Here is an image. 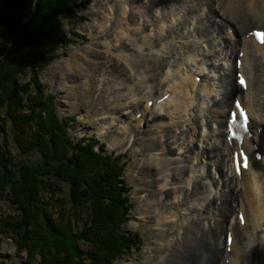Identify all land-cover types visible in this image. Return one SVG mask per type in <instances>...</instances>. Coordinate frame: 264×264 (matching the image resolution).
Masks as SVG:
<instances>
[{"label":"bare ground","instance_id":"bare-ground-1","mask_svg":"<svg viewBox=\"0 0 264 264\" xmlns=\"http://www.w3.org/2000/svg\"><path fill=\"white\" fill-rule=\"evenodd\" d=\"M187 1L191 5H184L183 0H109L106 3L98 0L103 7L109 4L113 15L109 27H106L105 21L102 22L103 19L99 20L97 26L104 27L101 31L105 39L99 42L100 31H97L94 43L98 47H113L110 49L113 54L111 64L100 63L109 64V71L115 72L117 80H121L113 84L110 79L104 82L101 93H105L108 100L102 115L109 114V120H103L100 129L106 127L104 124L108 125L106 132L113 145L140 136L149 151L140 174L147 191H150L148 198L152 200L140 204V207L142 211L147 209L154 214V226H160L162 230L157 237L161 244L160 254L163 255L160 264H264V44H258L249 36L252 30L264 33V0ZM127 3L130 7L126 13ZM175 5H184L179 12L183 11L186 15L179 18L178 9L174 15L172 7ZM151 7L161 9L160 14L164 15L163 19H152L150 24L145 22L150 27L148 29H152L150 32L156 29L154 36L143 31L145 25L141 22L142 29L139 26L133 30L128 28L129 20H132V25L135 24V16L145 15L147 18L148 12H144ZM198 8L203 10L202 14L210 16L208 19L212 20L209 13H213L239 28L231 30L230 35H223L222 22L214 20L218 25L217 31L205 32L208 22L203 23L202 14L197 18L192 14ZM175 16L176 24L166 29L168 34H163L164 19L170 23ZM187 21L195 25V31H204L201 42L194 31L186 27ZM249 25L255 26L244 32ZM182 26L184 29L180 30ZM212 27L215 28L213 22ZM129 30H132L131 39L128 34L126 36ZM206 33L209 34L206 36ZM213 33L217 34L215 38ZM170 39H175L174 43ZM110 41L112 45L108 44ZM183 42L197 44L186 53ZM166 43H169L168 52L163 49ZM200 43L201 48H198ZM214 43L220 47L219 51L212 49ZM155 48L161 54L154 52ZM236 49L237 54L233 57ZM80 55L72 52V58L66 62L70 71L67 82H73V78L77 79L81 74L82 65L78 62L83 56ZM90 55L97 56L95 52ZM115 57L118 59L113 60ZM221 58H228L227 67L235 78L221 71L223 64L218 63L221 67L217 64ZM239 58L242 60L241 69L236 63ZM239 72L247 78V90L237 83ZM196 76L202 77L200 83L195 81ZM117 84L118 87L115 86ZM236 99L241 100L242 109L248 110L251 117L250 132L241 147L246 152L241 156V166L246 157L247 167L243 166L240 175L236 173L232 159L240 147L235 142H229L226 133L228 116ZM68 104L72 105L71 102ZM132 104L135 107L129 108ZM121 109H131L134 114L128 116ZM116 116L122 126L116 124L113 129V122L118 120ZM161 118L166 124L163 131L167 130L175 136L173 143L176 151H182L181 154H177L171 146H162L160 133L155 128L150 129ZM212 122L216 124L215 130L210 125ZM197 157L201 160L199 164ZM214 175L219 176L218 179ZM203 181H206L205 185ZM177 192L183 195L182 199L177 200L173 195ZM156 194L160 197L155 200ZM198 197L200 202H196ZM207 199L211 200L205 205ZM203 206L212 208L211 212ZM180 209L188 212L184 215ZM239 213L243 214L244 225L238 218ZM180 216H183V221ZM169 219L174 224H170ZM184 220L188 221L184 223ZM229 232L232 234L231 245L227 242Z\"/></svg>","mask_w":264,"mask_h":264},{"label":"trees","instance_id":"trees-1","mask_svg":"<svg viewBox=\"0 0 264 264\" xmlns=\"http://www.w3.org/2000/svg\"><path fill=\"white\" fill-rule=\"evenodd\" d=\"M80 1V9L89 2ZM32 2L0 0V132H5L9 116L18 150L34 149L42 158L35 165L18 163L7 143L0 141V198L8 191L17 212L13 217L0 216V235H9L17 249L40 254V264H114L142 242L139 232L127 234L121 229L132 210L130 188L118 180L124 154L107 153L94 137L72 144L65 132L70 117L60 121L53 115L52 100L45 101L38 73L48 55L69 41L59 20L69 3L38 0L32 14L27 10ZM27 70L32 79L18 85V75ZM24 94H29L26 106ZM22 104L28 111L11 110ZM56 195L61 197L53 199ZM52 209L58 212L44 215ZM83 212L81 230L71 236L67 218ZM41 219L45 226L39 225Z\"/></svg>","mask_w":264,"mask_h":264},{"label":"rangeland","instance_id":"rangeland-1","mask_svg":"<svg viewBox=\"0 0 264 264\" xmlns=\"http://www.w3.org/2000/svg\"><path fill=\"white\" fill-rule=\"evenodd\" d=\"M88 1L89 2L86 5V7L83 9H80L78 6V3L82 1L77 0V3H76L75 0H68L70 9L68 8L67 11H64L62 14H59V20H60V25L62 27V33L65 35V37L69 41L65 45L61 44L60 46L56 47L55 51L52 54L48 55V57L46 58V62H45V66L43 70L38 73V79L44 86L42 93L44 95L43 97L45 101L48 104H50V99L52 100L51 104L53 106L52 108L53 115L56 116L57 119L59 118L60 121H63L65 117L66 118L70 117L71 121L69 122V126L65 129V132H66V135L69 137V139L72 141V144L79 143L80 139H82L83 137H94V138H97L100 144L105 145V150L107 153L110 154V153L116 152V154H120V153L124 154V159L122 161L123 162L122 167L124 168V170L120 174L118 180H120L121 186L127 183V185L130 188L129 197H130V203L132 204V210H131V214L129 215L126 214L125 216L126 221L123 224H121V229L127 234L139 232L141 235L140 237L142 239V242L140 241L139 242L140 244L137 245L138 249L127 251L125 254L117 258L114 264H160L159 260H161V256L163 255L160 254L159 247L161 246V244L160 242H158L157 237H158V233L161 232L162 230L159 228L160 226L158 227L154 226L155 221H156V217L154 216V214L151 211H148L147 209H145L146 211H142L140 207L141 206L140 204L144 202L146 203L148 200L149 202L152 200V198H148L150 191H147L144 185L142 176L140 174L141 173L140 168L143 162L145 161L147 157L146 155H148L149 151L145 147L144 140L140 136L134 138V140L127 139L123 141L122 143H116L115 145H113L110 140L109 134H107L106 132L107 131L106 127L108 125L104 124L106 127H104L103 129H100V127L102 126V121L109 120V114H106L105 116L102 115V112L105 110V107L103 106H106V102L108 100V98L106 97L107 95L105 93H101L104 88V84H105L104 82L110 79L112 80V84H113V82L118 81L119 83L121 82V80H117L118 75H115L114 74L115 72L114 73L110 72L109 69L107 68V66H109V64H111L112 62L111 59L113 58V54L111 52L112 50L110 51V49H113V47L112 46L107 47V48H103L100 46L98 47V45L96 46L94 43V35L96 34L97 31H100L98 41L99 42L104 41L105 35L103 34L104 32L101 31L104 29V27L98 28L97 25L100 23L99 20L103 19L102 22L105 21L106 27H109L110 22H111L110 20L112 19L111 15H113L112 14L113 9L109 4L107 6L105 5L104 7L99 5L98 0H88ZM104 1L106 3L109 0H103V2ZM183 1H185L184 5H186V3L191 5L190 2L188 1L186 2V0H183ZM37 3H38V0H34V3L32 2L31 5L30 3H27L28 5L27 10L29 8L33 14ZM184 5L183 6H180V5L173 6L172 11L174 12V15L176 14L175 10L178 9V12H179L180 10L184 8ZM128 6L129 4L127 3L125 5L126 13L129 12L130 6L129 7ZM31 8H33V10ZM153 9L155 8L151 7V10L149 11L145 10L144 13L148 12L146 14L147 18L144 17L145 15L135 16L134 25H132L133 24L132 20H129L128 16L127 17L125 16V19L129 20L127 22L128 28L133 30V29H136L137 26H139L142 29L143 25H140V22H141V24L144 23L145 25V28H144L145 30L143 31L149 34L150 36L152 35L154 36L157 33L156 29H153V31L150 32L152 29L151 30L148 29L150 27L148 26L147 23L150 24L151 23L150 21L152 19H156V18L163 19L164 15L160 14L161 9H155V12L153 11ZM187 9L188 11L190 10L189 7ZM202 11L203 10H200V8H198L196 9V12L192 14H194L195 18H197L200 16V14H202ZM32 14L30 15V18ZM209 14L212 15L213 17V18L211 17L212 20L208 19V17L210 16H208L207 13L202 14V16L200 17L204 24H207L208 22V24L206 25L208 28L206 29L204 28L206 30L205 32L210 31V30L215 31V29L217 31L218 25H215V21L218 23L222 22L223 35L225 34L230 35L229 33H231L230 32L231 30L235 29L236 31V29L239 28L238 25H231L230 23H227L226 20L221 18V16L216 17V14H213V13H209ZM178 15H179V18H182L186 14H184V12L181 11L179 12ZM151 16H154V17H151ZM172 19L173 21L170 23H166L167 20L164 19L163 28L165 32H163V34H168L169 31H167L166 29L169 30V28H171V25L174 27V25L176 24L177 17L175 16V18L173 17ZM198 19L196 20L198 22H201ZM209 21L213 22V25L215 28L212 27V22H209ZM178 23L179 21L177 22V25ZM189 24L190 22L187 21L186 27L189 28L190 30H193L194 33L197 35L198 40L201 42L203 40L202 36H204L203 34L204 31H201V33H200V30L195 31L196 28L193 27L195 25L194 24L189 25ZM227 26H232L231 27L232 29L230 28L229 30H227L226 29ZM253 26L255 25H252V26L249 25L248 29H245L244 32L246 30H250L251 28H254ZM183 29L184 27L182 26L180 30H183ZM132 30L127 31L126 36L128 34L130 37ZM207 34L209 33H206V36ZM216 35L217 34L213 33L212 37L215 38ZM131 38L132 37H130V39ZM170 40L171 41L173 40L172 43H174L175 41V39H170ZM111 42L112 41L108 42V44H110ZM183 43L184 44L182 46L187 48V50L185 51L186 53L188 52V50L193 49V47H195V45L197 44V42L194 44H188L186 42H183ZM168 45L169 43H166V46H164L165 48H163L164 51L166 52H168L169 50ZM197 46L198 48H201L199 47L201 46V43ZM212 49L213 50L216 49L219 51L220 47H218L214 43ZM156 50L157 48H155L154 52L158 53L159 51H156ZM237 50L238 49L234 51L235 55H233V57L236 56ZM72 52L76 53L77 55L81 54L83 57H82V60L78 62L79 64L82 65L81 74L78 75L77 79H75L74 77L73 78L74 81L70 83V82H67V79H69L68 73L70 71L68 69L66 62L72 58L71 56ZM91 52H95L97 56L90 55ZM225 52L226 51H224L223 56L225 55ZM159 54L161 53L159 52ZM229 55L230 54H228L227 57ZM223 56L222 58H224ZM222 58L221 60H217V64L222 63L224 66L221 71L224 74H231L233 78H235V75L234 73H232L230 67H227L228 65L226 64L227 63L226 61L228 58H226L225 60H222ZM116 59H118V57H115L113 60H116ZM170 60L172 63L171 58ZM100 62L101 63L109 62V64L103 65ZM183 62L185 61L183 60ZM218 66L221 67L222 65L218 64ZM206 72H208V70H206ZM113 74L115 76H113ZM32 77H31V70H27L24 74L18 75L16 83L20 86L24 85L27 82H29V80L32 79ZM115 86L118 87V84ZM59 88H61L62 90ZM29 92L30 94L34 92V87L31 88ZM28 95L29 94L23 95L25 99L23 101V104H25V106L28 103V97H29ZM101 98H103V100H101ZM217 101H220V100L218 99ZM230 101L232 103L233 98L230 99ZM68 102H71L72 105L68 104ZM220 103H222V101H220ZM23 104L21 105V107L16 108V109L12 108L11 110L16 111L15 114L28 111V109H26ZM132 107H135V105L132 104L131 107L129 108H132ZM136 107H139V105ZM219 107H222V105H220ZM1 110H6V108H3ZM121 111L123 113H126L127 115L134 114V112L131 113L132 111L131 109L130 110L121 109ZM1 114L4 116V114L6 113H1ZM126 114H124L125 118L123 120L126 119ZM116 118L118 120H115L113 122L112 124L113 129L115 128L114 125L116 124H119V127L122 126V123H118L120 122L119 117L116 116ZM137 118H139V115L137 116ZM6 120L7 121L5 125V132L3 133L0 132V141L7 143L8 148L11 150L13 156L15 157V160L18 163L25 162V163H31L33 165L41 163L42 158H41L40 153L37 150L31 149L29 152H26V153H22L18 150L14 142V136H13L14 130L12 128L11 121L9 120V116H7ZM165 125L166 124H165L164 118L157 119V121L155 122V125L150 129L153 130V128H155V130H157V132L160 133V138L163 142V144L161 142L162 146H166V147L171 146L173 147L174 151H176L177 147L174 146V143H173V141L176 138L172 133H167V130L163 131ZM210 125L213 128V130H215L216 124L212 122V124ZM208 126H209V123H208ZM83 143L84 142H82V144ZM176 152L177 154L182 153V151L178 149ZM196 161H198L197 164H199L201 160L199 157H197ZM201 168L203 167L201 166ZM225 168L226 167H224V171L226 172L227 169ZM217 175H214L215 179H218L219 176ZM228 179L227 181H229ZM203 182L205 185L206 181H203ZM174 185L176 186V184ZM167 187H170V185H168ZM177 187H182V185L177 186ZM211 187H215V185H211ZM224 191L226 193V190ZM40 192H43V191L41 190ZM173 195L176 196L177 200H180L183 197V195H180L178 192L173 193ZM57 197H61V196L56 195L55 197H53V199ZM158 197H160V195L156 194L155 200L159 199ZM163 198L164 197L162 196L161 199ZM11 199H12L11 195L8 191H6V193H3L2 197L0 198V216L2 217L12 216L13 217L16 215L17 212L14 210L11 204V201H10ZM199 199L200 198L198 197V200H196V202H200ZM210 200L211 199L209 200L207 199V202L205 203V205H207L210 202ZM235 202L236 201L233 202V205L236 204ZM203 207L206 208L207 206H203ZM169 210H173V209H169ZM211 210L212 208L210 209V207H207L206 211L211 212ZM147 211L150 212V214ZM180 211L184 215L188 212L185 209H180ZM56 212H58V210L52 209V213L50 211V212L45 213L44 215L46 216L47 214V216L49 215L53 216V214H55ZM85 215L86 214L83 212L77 218L73 216L72 217L70 216L67 218V223L70 225L71 236L73 235L75 236V234L81 230L83 220L85 219ZM169 215H172V214L170 213ZM234 217L237 218L235 214H234ZM179 219H182L183 221V216H180ZM168 221L170 222V224H174L172 223V220L169 219ZM187 221L188 220H184V223ZM43 224H44V221H42L41 219L39 221V225H43ZM205 225L206 226L209 225L208 221L205 222ZM169 229H171V226L169 227ZM215 236H217V233L215 234ZM224 236L225 235L222 236V239H224ZM57 238L58 237H56V239ZM77 246L83 248L81 243H79ZM84 257L87 258L86 255ZM40 260H41L40 254L31 253L25 250H20L19 248L17 249L15 241H13L11 237H9V235H0V264H40ZM83 264H89V263L88 261H84Z\"/></svg>","mask_w":264,"mask_h":264},{"label":"snow or ice","instance_id":"snow-or-ice-1","mask_svg":"<svg viewBox=\"0 0 264 264\" xmlns=\"http://www.w3.org/2000/svg\"><path fill=\"white\" fill-rule=\"evenodd\" d=\"M254 35H256L257 38L261 40V42H264V33H254ZM240 83H241L242 85L245 84V81H244V79H243L242 77H241ZM237 107H239L238 104H237ZM239 116H240V117L246 122L247 117H246L245 113L243 112V110L240 111ZM233 122H234V123H237V126H243V125H241V124L236 120V114H235V113L233 114ZM232 135H233L234 138L237 139V140H240V139H241V137H240L239 134L232 133ZM241 156H243V153H241ZM239 166H240V165H239V163H238V168H237V170H239ZM243 166H244V167H247V160H246V157L244 158ZM229 242H231L230 238H229Z\"/></svg>","mask_w":264,"mask_h":264}]
</instances>
